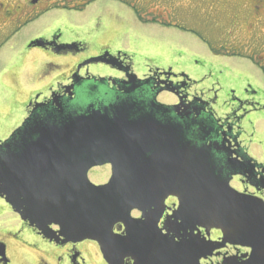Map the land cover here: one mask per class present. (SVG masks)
Returning <instances> with one entry per match:
<instances>
[{"label": "water", "instance_id": "water-1", "mask_svg": "<svg viewBox=\"0 0 264 264\" xmlns=\"http://www.w3.org/2000/svg\"><path fill=\"white\" fill-rule=\"evenodd\" d=\"M52 45L56 40L40 39L29 47ZM117 55L106 52L85 65H108L127 81H76L75 100L37 106L1 143V199L47 240L95 241L107 264H202L232 245L251 253L222 264H264V199L231 187L240 166L217 163L222 152L212 141L222 133V118L177 114V107L160 104V92L176 94L177 86L139 79ZM107 165L110 181L92 184L89 171ZM247 165L261 164L250 158ZM170 197L179 206L161 228ZM134 210L143 218H134ZM213 230L220 240H211ZM0 259L8 263L5 245Z\"/></svg>", "mask_w": 264, "mask_h": 264}, {"label": "flooded vegetation", "instance_id": "flooded-vegetation-1", "mask_svg": "<svg viewBox=\"0 0 264 264\" xmlns=\"http://www.w3.org/2000/svg\"><path fill=\"white\" fill-rule=\"evenodd\" d=\"M96 1L98 0H0V53L6 50L8 46H13L10 44L15 41L16 37L29 23L38 21L49 12L60 11V9L71 10L84 5L89 6ZM137 1L138 5H135L134 10L137 11L141 26H144L142 23L148 25L167 22L168 25L163 24L165 27L174 26L178 31H183L184 34L171 43L161 42L160 40L157 44H152V47L159 49V53L164 58H176L177 70L170 68L168 70L159 69V72L158 70L150 71L148 76L143 77L142 80L151 78L154 83H160L162 88L165 87L163 82L172 81L177 86V92L176 94L171 93L176 96L171 106L177 107V114L186 111L195 118H200L204 116L212 117L213 112L218 118H222L219 123L222 133L219 136L213 135L214 140L212 141L213 145L220 147L222 152L221 156H215L217 163L219 165L232 163L237 167L240 166L238 169L239 174L231 177V187L239 193L264 199V189L261 187V184H264V160H258L259 156L257 154L261 150L259 144H262V142H250L249 145L243 142L248 130L254 131V137L256 135V137L262 136L260 127L264 124V91L253 90V87L257 85V73L251 69V67L258 68L260 73L264 75V0H173L167 4L163 0ZM146 15L151 17L145 20ZM43 37H46V40L41 36L40 39L49 43L56 40L57 46L52 45L45 48V50L60 55L65 54L67 60L64 61V65L70 68V72L63 83H58L57 86L49 88L47 95L42 90L28 101L25 119L30 118L34 109L39 105H53L56 101L67 100L73 97L74 91L78 95V89H73L76 81L94 78H97V80H128L124 73L113 69L115 71L113 76L106 78L94 77L90 65H85L91 59H84L81 52L85 47L77 43L78 40L74 39L72 42H68L67 45H59L61 36L58 33L56 35L52 34L50 39H48V36ZM190 41L192 43L189 44ZM67 46H72V48ZM27 48L28 50L40 49L30 48L28 45ZM107 50V46H104L94 56L100 57L108 52ZM117 54L113 56L116 57ZM212 55L220 59H236L239 62L234 65L223 63L222 61L213 60ZM194 58L201 60L202 64L192 66L190 62ZM39 59L40 62L34 59L38 63L37 66H41L44 61L43 57H39ZM121 59L124 60L125 65L133 67L129 57L123 55ZM9 63L8 61L4 68H0V77L8 75V72L11 71L8 68ZM24 63L27 64V58H25ZM49 65L52 66L55 63L52 62ZM213 65L225 68L224 71H220L221 76L218 78V83L235 88L234 92L232 91L230 108L228 109L225 105L228 109L224 114L225 116L216 113L214 104L217 100V94L214 97H208L203 87L209 79L208 76L203 75V72ZM170 70L173 74L170 77L161 74ZM109 85L111 89L114 88L112 82H109ZM9 86L10 83L3 82V87ZM238 91L241 94H238ZM162 94H165V91L160 92L158 95V102ZM23 95H25V92H23ZM74 97L77 96L74 95ZM208 145H211L210 141ZM250 158L254 159L258 165L261 164L260 168L253 170L249 168L250 165H247V163ZM107 166L111 168L109 182L113 174L112 166ZM166 203L167 208L160 223L161 228L164 227L163 223L166 219L173 216L179 206L177 198L173 197L168 198ZM132 216L136 219L143 218L142 213L137 210L133 211ZM15 221L17 230L14 236L17 243L16 245H5L7 258L11 250L22 252V250L28 248L38 253L37 262L41 264H48L49 262L52 264H86L81 245L84 242H89L96 250L97 256L104 260L101 249L95 241L66 244L63 242L64 240L60 239L59 241L47 240L39 231L31 228L28 222L22 221L19 215ZM115 227L116 234L123 235L125 233V228L121 225ZM53 229L59 231L56 227H53ZM202 234L206 235L203 230ZM25 235H28L31 241ZM221 238V232L215 230L211 232V240L218 241ZM29 241L32 243H29ZM27 243L31 247L24 245ZM250 253L251 250L244 247L227 246L221 251H216L211 259L202 260V264H222L225 257L232 256L239 257L241 263L246 258L243 256L250 255ZM7 264H10V259H8ZM23 264L28 263L23 260ZM103 264L107 263L104 261ZM128 264H133V262H128Z\"/></svg>", "mask_w": 264, "mask_h": 264}, {"label": "rangeland", "instance_id": "rangeland-1", "mask_svg": "<svg viewBox=\"0 0 264 264\" xmlns=\"http://www.w3.org/2000/svg\"><path fill=\"white\" fill-rule=\"evenodd\" d=\"M163 1L167 4L173 0ZM135 5H138L137 0H98L89 6L84 5L72 8L71 10L60 9V11H51L38 21L29 23L16 37L15 41L16 43H21L20 41L30 40L29 43H31L32 41L39 40H32V38H38L41 35V38L46 40V37L43 36H47L51 31L57 28L56 33L61 36L59 45L69 44L68 42L74 37L73 33H78V35H80L81 41L79 39L76 40H78L77 43L85 47L83 52H81L85 60L96 57L94 55L100 49H103L104 46H107V51L112 55H116L117 53H122L125 56L127 55L133 65L132 71L136 76H139L140 79H143L148 67L156 70H168L170 68L177 70L178 63L176 62V58H164V56L159 53V49L152 47V44H157L160 40L165 43L174 42L180 35H184L183 31H178L174 26L165 27L163 24L168 25L167 22L148 25L142 23L144 26H141L137 11L134 10ZM150 17L151 16L146 15L144 19L146 20ZM56 33L53 35H56ZM19 43L17 46H19ZM190 43L192 42L190 41L189 44ZM37 51L39 50L35 49L34 52H32L34 55L30 57H28L27 54L17 55V50L13 45L8 46L6 50L0 53V68H4L8 61L11 63H9L10 66L8 65V68L11 70L8 72L9 74L0 77V145L9 140L12 134L22 127L23 121L26 120V117L23 118L24 110L21 106L22 103L20 104L18 102V98L21 96L17 95V92L20 94L22 85H19L17 80H22L26 84L29 83V80L23 78L20 72L26 70L30 73L35 67H39L37 66L38 63L35 62V60L40 62L39 56L36 55L39 53ZM25 58H27V64L24 63ZM190 63L194 67L202 64L201 60H196L195 58ZM58 66V64H55L52 66L48 65L44 68L46 69L45 73L48 74V77H50L53 72L58 71L56 69ZM90 67L94 77L106 78L113 76L115 72L111 67L101 63H94L90 65ZM251 69L257 73V85L253 87V90L264 91V75L260 73L258 68L251 67ZM209 80L210 79H208V81ZM3 82L10 83V86L3 87ZM205 82H203V84H205ZM218 84L223 86L220 83ZM161 96V99L159 98V103L172 107L171 104L175 101L176 96L168 92H165V94ZM260 130L263 133L262 136H264V124L261 125ZM249 140L250 142H255L254 137ZM260 142H262V144H259L261 150L258 151L257 154L259 156L258 160L263 161L264 140H259V143ZM110 173L111 168L109 166H99L91 169L88 175L92 184L100 186L108 182ZM14 214L5 219V221L13 224L12 220ZM1 222L3 221L0 218V223ZM10 235H12V238H15L14 235L16 234H0V244L9 246L16 245L17 242H14ZM25 236L30 240L28 235ZM92 246L93 245L89 242H84L81 245L85 254L86 264H103L105 260L97 256L96 250H94ZM37 258L38 253L28 248L22 250V252L11 250L9 251L8 257V259H10V264H23V260H26L28 264H41L37 262ZM45 261L47 260L45 259ZM49 263L52 264L51 262Z\"/></svg>", "mask_w": 264, "mask_h": 264}, {"label": "crops", "instance_id": "crops-1", "mask_svg": "<svg viewBox=\"0 0 264 264\" xmlns=\"http://www.w3.org/2000/svg\"><path fill=\"white\" fill-rule=\"evenodd\" d=\"M57 28H55L53 31L50 32V34H48V39H50L52 37V34L56 33ZM54 32V33H53ZM79 32V30H78ZM74 37H72V40L74 39H80V35H78V33L74 34ZM42 36V35H41ZM76 37V38H75ZM33 39H40V36L37 38H32ZM16 40V39H15ZM71 40V41H72ZM30 41V40H29ZM29 41H20L21 43H16V41H14L12 44L10 45H14V48L17 50V55L21 54H27L28 57L34 55L32 54V52H34L35 49L33 50H28L27 45L29 44ZM157 41V39H156ZM39 52L38 54H36L39 57H43L44 61L42 62L41 66L39 67H35V69L33 71H31L30 73H28L26 70H23L20 72L21 76L23 78H25L26 80H29V83H24V81L22 80H17V82L19 83V85H22L21 88V92L20 94L17 92V95H20L21 97L18 98V102L21 104L22 103V108H23V118L27 116L26 113V106L29 103L28 101L38 92L44 90L45 95L48 94L47 91H49V88L55 87L58 85V83H63V81L65 80V78L67 77L68 73L70 72V68H68V66L64 65V61L67 60V57L65 54H56L53 53L52 51H47L43 48L38 49ZM72 59V58H71ZM212 59L213 60H218V61H222L223 63H231V64H238V60L234 59V60H226V59H220L218 57H216L215 55H212ZM55 63L58 64L59 66L56 67V69L58 71L53 72L50 77H48V74L45 73L46 69H44L45 67H47L49 65V63ZM156 69L148 67V70L145 72L144 76H148L150 71H155ZM225 68L222 67H218V66H211L209 69H206L203 72V75H206L209 77V81L207 82V84L204 87V90L206 91V93L208 94V97H214L215 94H217V100L215 102V110L216 113L220 116H225L224 114L226 113V111L229 109V105H227V107L225 106L226 103L229 104L231 102V98H232V91L235 90V88L233 86H220L217 83V78L221 75L220 71H224ZM35 75V78H34ZM202 75V76H203ZM143 76V77H144ZM195 78H199V77H195ZM23 92H25V95H23ZM238 94H241L239 91L237 92ZM256 133V132H255ZM254 131L253 130H248L247 132V136H245L243 138V142L246 145H249L250 143V138L254 137ZM263 134V133H262ZM257 136V135H256ZM254 137L255 142H259V140H264V136H258V137ZM15 213V214H14ZM14 214L13 217V224L8 223V221H5V219L9 218L11 215ZM0 218L3 222L0 223V234H5V233H12V234H16V226H15V219L17 218V213L14 212V210H12V208L8 205V203L1 199L0 197ZM10 237L12 238V235H10ZM12 240L15 242V238H12ZM29 243H32L29 241ZM24 244V245H28ZM30 246V245H28ZM31 247V246H30Z\"/></svg>", "mask_w": 264, "mask_h": 264}]
</instances>
